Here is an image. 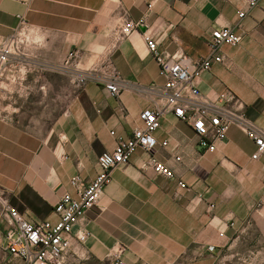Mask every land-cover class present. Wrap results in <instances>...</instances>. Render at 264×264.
Segmentation results:
<instances>
[{"label": "crops", "instance_id": "1", "mask_svg": "<svg viewBox=\"0 0 264 264\" xmlns=\"http://www.w3.org/2000/svg\"><path fill=\"white\" fill-rule=\"evenodd\" d=\"M240 11L246 12L241 20ZM145 16L144 31L115 44L113 34L125 19ZM20 17L37 44L28 48V42L12 56L0 83V189L28 221L57 222L56 203L63 193H75L71 178L92 181L98 157L115 147L111 132L131 138L140 113L158 100L136 89L113 98L100 84L59 79L64 74L53 67L73 50L81 52L84 68L110 57L127 82L162 87L143 33L168 53L197 60L210 54L213 30L234 28L241 43L224 45L223 62L197 84L210 98L233 92L264 130V0L253 8L244 0H0V42ZM155 138V157L175 178L156 174L146 166L149 155L137 150L113 170L98 205L74 227L63 264H109L119 247L128 264H218L223 250L225 264H264V156L251 158L254 143L232 126L209 152L172 114ZM180 181L188 188H179ZM79 232L87 233L85 241L75 237Z\"/></svg>", "mask_w": 264, "mask_h": 264}, {"label": "built area", "instance_id": "2", "mask_svg": "<svg viewBox=\"0 0 264 264\" xmlns=\"http://www.w3.org/2000/svg\"><path fill=\"white\" fill-rule=\"evenodd\" d=\"M244 1L249 8H253L261 0ZM152 7L153 2L149 5V8ZM245 15V11H240L238 18L241 20ZM19 19L15 31L0 42V83L12 56L20 53L23 45L28 43L34 33L24 17ZM240 25L238 22L236 27L239 28ZM146 27V16L138 21L125 19L113 34L115 44ZM143 35L159 66L160 76L164 79L162 87L143 88L127 82L121 77L110 57L84 68L81 65L79 50L69 52L62 63L53 67L54 70L69 76L79 87L89 82L104 86L113 98H118L125 90L136 89L149 93L158 100H152V106L140 113V124L133 129L131 138L111 132L116 139L115 147L98 157L99 171L92 181H85L80 176L71 178L70 185L75 193H63L56 203L54 212L58 217L57 222L28 221L9 204L0 189V221L3 226L0 230V251L3 254V264H63L72 248L74 227L98 205L111 182L113 170L128 164L139 149L149 155L147 167L160 176L174 179V171L155 157L158 146L155 132L161 127V120L169 114L189 124L200 147L209 152L215 151L216 143L225 141L229 129L236 126L255 145L251 158L259 160L264 156V130L247 117L243 103L237 96L231 91H225L215 98H210L199 90L197 84L203 73L210 71L215 64L223 62L222 47L238 46L242 36L231 27L215 29L207 41L210 54L193 60L184 52L170 54L159 46L154 37L147 36L146 33ZM1 97L0 85V99ZM167 145V141L162 143V147ZM175 160L179 162L181 157L176 156ZM178 186L181 189L188 188L181 181ZM75 237L83 242L87 233L79 232ZM124 251L123 247L117 248L109 264H128L122 256Z\"/></svg>", "mask_w": 264, "mask_h": 264}, {"label": "rangeland", "instance_id": "3", "mask_svg": "<svg viewBox=\"0 0 264 264\" xmlns=\"http://www.w3.org/2000/svg\"><path fill=\"white\" fill-rule=\"evenodd\" d=\"M31 41H28L29 42V45H28V48H33V47H35L36 46V44L37 43H35V41H33V38L32 39H30ZM26 44H28V43H26ZM25 45H23V47H24ZM99 59V58H98ZM105 58H100L99 60H97L96 62H94L93 64H97V63H99V62H101V61H103ZM92 64V65H93ZM91 65V66H92ZM68 76L67 75H59V79H61V80H63V79H65V78H67ZM2 229V226L0 227V230ZM218 264H225V257H226V253H225V251L223 250L219 255H218ZM0 264H3V254H2V252L0 251Z\"/></svg>", "mask_w": 264, "mask_h": 264}, {"label": "water", "instance_id": "4", "mask_svg": "<svg viewBox=\"0 0 264 264\" xmlns=\"http://www.w3.org/2000/svg\"><path fill=\"white\" fill-rule=\"evenodd\" d=\"M142 30L144 31L145 29L143 28Z\"/></svg>", "mask_w": 264, "mask_h": 264}]
</instances>
